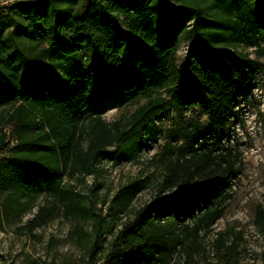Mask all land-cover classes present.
Returning <instances> with one entry per match:
<instances>
[{
	"label": "trees",
	"instance_id": "trees-1",
	"mask_svg": "<svg viewBox=\"0 0 264 264\" xmlns=\"http://www.w3.org/2000/svg\"><path fill=\"white\" fill-rule=\"evenodd\" d=\"M55 6L52 0L5 6L26 29L12 36L15 48L0 36L1 212L33 209L43 195L56 200L39 205L25 228L31 232L61 210L78 222L72 235L88 264H195L206 251L202 232L238 200L240 158L225 138L264 68L252 57H264V0H93L76 12ZM183 38L188 45L178 65ZM40 43L37 60L30 50ZM117 87L148 100L126 120L89 116ZM170 106H199L207 120L187 129L182 144L164 145L157 195L114 231L65 177L96 173L109 149L137 160L156 137L150 125ZM132 199L130 192L116 196L114 216ZM247 206L264 228V207L253 199ZM106 232L115 233L100 260ZM242 237V231L219 233L214 264H238Z\"/></svg>",
	"mask_w": 264,
	"mask_h": 264
},
{
	"label": "rangeland",
	"instance_id": "rangeland-1",
	"mask_svg": "<svg viewBox=\"0 0 264 264\" xmlns=\"http://www.w3.org/2000/svg\"><path fill=\"white\" fill-rule=\"evenodd\" d=\"M17 0H0V36H9L12 48L18 45L14 37L25 29V21L18 15L10 13L5 6L14 4ZM56 8H66L73 12L93 0H52ZM188 42L182 39L177 53V64L180 65ZM44 45L38 44L30 50L32 57L41 59ZM251 51L253 49H250ZM253 52V51H252ZM252 57L264 63V57ZM43 60V59H42ZM44 61L47 62L44 58ZM252 93L240 106V117H232L226 134V141L238 153V173L235 178L234 190L237 202L214 224L209 231H203V242L206 251L197 255L195 264H214V240L221 232L228 230L242 231L243 240L240 245L241 255L238 264H263L264 228L256 225L248 213L247 203L253 199L264 207V68L259 70L254 79ZM113 96L102 101L97 107L90 108L89 116L100 112L107 121L127 119L133 111L148 100L146 94L137 97H127L122 89L117 87ZM166 96V93H163ZM207 116L197 106L192 111H180L176 106H170L160 112L150 127L155 128V139L149 140L141 156L137 160L115 157L109 153L99 163L98 171L87 176L65 177L67 185H74L79 191L91 198L97 212L106 218L114 231L122 223L133 216L134 211L157 195L158 185L163 176V161L161 153L164 145L182 144L184 132L193 126L204 123ZM9 134L12 127L5 126ZM14 143L13 139H10ZM130 192L133 196L128 210L115 217L110 210L116 196ZM56 203L50 197L40 196L33 209L24 212H14L5 215L0 210V264H88V258L72 235L78 222L68 219L61 210L46 220L33 231L25 228L38 206ZM90 229L91 223L80 222ZM114 233L106 232L104 240L98 249V258L103 257L110 249Z\"/></svg>",
	"mask_w": 264,
	"mask_h": 264
}]
</instances>
